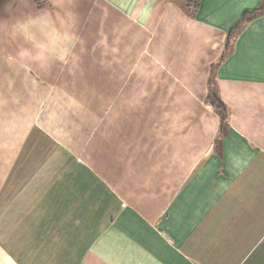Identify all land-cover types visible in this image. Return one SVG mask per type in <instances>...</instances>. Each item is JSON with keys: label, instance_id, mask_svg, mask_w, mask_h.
Instances as JSON below:
<instances>
[{"label": "crops", "instance_id": "crops-1", "mask_svg": "<svg viewBox=\"0 0 264 264\" xmlns=\"http://www.w3.org/2000/svg\"><path fill=\"white\" fill-rule=\"evenodd\" d=\"M261 1L0 0V264H264Z\"/></svg>", "mask_w": 264, "mask_h": 264}, {"label": "trees", "instance_id": "trees-1", "mask_svg": "<svg viewBox=\"0 0 264 264\" xmlns=\"http://www.w3.org/2000/svg\"><path fill=\"white\" fill-rule=\"evenodd\" d=\"M186 4L187 6H190L191 11L195 13L199 8L200 0H186ZM263 13L264 0L261 1V4L258 8L244 13L238 24H236L232 29H230L227 34L226 45L224 49L225 51L222 53V59H224L233 48V38L235 37V35L240 32L250 20ZM206 100L215 110L218 111L223 125L222 128H226L228 110L226 104L222 101L221 97L219 96L216 90L213 75L209 79V93ZM221 135H223V132L220 133L219 136Z\"/></svg>", "mask_w": 264, "mask_h": 264}, {"label": "rangeland", "instance_id": "rangeland-1", "mask_svg": "<svg viewBox=\"0 0 264 264\" xmlns=\"http://www.w3.org/2000/svg\"><path fill=\"white\" fill-rule=\"evenodd\" d=\"M224 51H225V50H224ZM224 51H223V52H224ZM232 51H233V48L231 49V51H230V52H232ZM230 52H229V53H230Z\"/></svg>", "mask_w": 264, "mask_h": 264}]
</instances>
